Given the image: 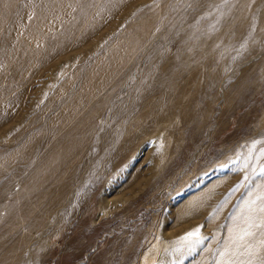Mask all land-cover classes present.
I'll use <instances>...</instances> for the list:
<instances>
[{
	"label": "rangeland",
	"instance_id": "rangeland-1",
	"mask_svg": "<svg viewBox=\"0 0 264 264\" xmlns=\"http://www.w3.org/2000/svg\"><path fill=\"white\" fill-rule=\"evenodd\" d=\"M262 152L264 0H0V264H228Z\"/></svg>",
	"mask_w": 264,
	"mask_h": 264
},
{
	"label": "snow or ice",
	"instance_id": "snow-or-ice-1",
	"mask_svg": "<svg viewBox=\"0 0 264 264\" xmlns=\"http://www.w3.org/2000/svg\"><path fill=\"white\" fill-rule=\"evenodd\" d=\"M264 156V152L261 153ZM262 174H264V166L260 168ZM252 204L255 205L256 201H252ZM251 214L246 223L247 227L242 229L240 234L236 237L232 243L235 245L233 251L225 250L221 255H231L235 256L236 259H231L228 261V264H264V258L259 256V250L264 248V239H260L256 244H253L252 241L256 237V232L253 229L264 228V198H261V203L257 207L249 206L248 209ZM198 236V232H191L186 234L184 237L185 240H188L190 237ZM261 236H264V231L261 232ZM196 242H199L197 240ZM243 257V259H241Z\"/></svg>",
	"mask_w": 264,
	"mask_h": 264
}]
</instances>
